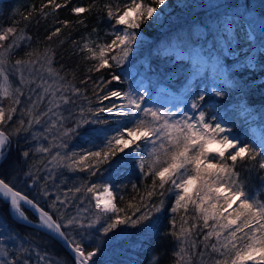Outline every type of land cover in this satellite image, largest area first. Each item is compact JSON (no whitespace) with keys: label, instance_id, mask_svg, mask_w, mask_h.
<instances>
[{"label":"trees","instance_id":"1","mask_svg":"<svg viewBox=\"0 0 264 264\" xmlns=\"http://www.w3.org/2000/svg\"><path fill=\"white\" fill-rule=\"evenodd\" d=\"M57 2L63 3L64 0ZM126 2L128 0H72L67 7L55 11L51 7L45 8L44 12L47 16L44 17L39 14V9L42 4L47 3V0H0V29L14 26L18 30H23L25 36L31 37L30 40L23 41L22 46L14 51L9 57V63L16 59H27L25 53L32 49L43 52L45 48H49L55 54L52 66L59 70L60 75L65 76V80L61 83L70 82L80 89L78 95H73L71 91L67 93L74 103L68 104L71 108L69 113H66L67 116L65 115L66 126L75 125V121L80 118L81 108L85 110V116L92 120L97 117H93L87 111L89 108L95 111L101 107L116 105L112 114L99 113V123L85 125L87 133L81 129L79 135L64 137L62 135L64 130H52L57 137L51 140V131L32 128L31 133H43V135H38L35 140L30 132H22L18 136L11 137V142L6 148L11 166L5 165L4 169H0V179L9 182L30 199H34L58 222H60L58 216L50 207L52 183H55L56 190L62 196L65 197L64 194L68 193L67 202L74 199L77 206L88 205L94 219L97 210L93 202L89 203L91 194L83 191L84 186L111 185L118 207H125L133 197L136 198L134 203L139 202L140 197L145 196L146 191L152 188V177H146L139 168V161L149 158L148 153L153 147L151 142L138 141V151L134 150L135 145H133L123 153H119L110 163L101 165L98 170H69L67 167L57 165L52 175L46 165L48 155L36 151L38 147H47L44 143L55 144L50 148L51 155L56 154L57 151L61 155L73 151L77 153L95 151L105 142V137L115 135L117 129L131 127L136 119L151 120V116H146L142 111L129 116L115 115L120 111L130 110L127 107L123 109L120 107L127 105L126 99L112 97L101 102V97L112 90L131 91L137 97L143 95L141 107L152 109L162 115L167 113L170 122L182 119L185 112L195 117L203 110L208 114L209 120L215 116L217 122H222L232 129V136L251 143L258 151L261 150L259 145L264 142V84L261 83L264 72L256 68L254 83L243 89L237 85L241 69L249 62L248 56L255 55L260 59L257 49L260 47V41L264 40V29L261 27V20L264 18V0H166V4L158 8L153 20L142 24L141 28L136 30L137 42L133 44L131 54L121 66L106 68L100 72L89 71L96 61L86 59L88 54L80 51L81 46L85 42L90 44L110 42L113 38L111 33L114 21L108 19L103 6L111 4L113 7L116 5L122 7ZM93 4L95 7L91 12L79 16L71 11L73 6L88 7ZM246 4L249 7L246 8ZM33 8L36 11H33ZM29 13H32L31 19L25 20L23 17ZM77 20H83L84 23L79 24ZM17 21L19 23H15ZM61 21L71 23L66 27L60 23ZM56 28L61 29L60 33L48 40L47 37ZM116 28L122 29L123 26ZM249 33L255 41V46L251 50L248 47L250 42L246 39ZM223 40L227 42V49L223 45ZM176 46L186 54L175 52ZM196 51L203 58L201 62L192 56ZM212 61L223 67L222 78L211 67ZM112 74L119 75L121 80L106 83L111 80ZM225 76L229 83L225 82ZM247 79L248 76L243 75V80ZM243 80L240 82L242 83ZM10 83L13 86L11 81ZM213 89L223 91L225 95L218 97ZM197 92L205 95V101L201 102L200 109L194 111L191 103ZM21 100L25 102L24 95L21 96ZM8 104L9 101L5 99L3 106L7 107ZM25 104L26 102L18 105L13 121L6 123L5 128L8 131L15 126V121L22 118L26 121L29 119L28 116L21 115ZM62 142H66L68 147H58ZM23 151H29L30 156L24 158L21 155ZM236 170L246 179L250 191L255 192L264 185V181L261 180L264 171L257 168L256 171L250 172L247 163L243 165L238 163ZM29 171L35 180L25 175ZM92 171L96 174L92 175ZM133 185H136V190L133 189ZM77 187L82 188L81 193H75ZM69 189L73 191L69 192ZM44 191L48 192L46 197ZM161 191L163 196L160 195ZM177 191L169 182L165 185V189L157 188L156 195L151 198L145 196V207L141 208V212L150 210L151 206L158 204L160 200L164 201V209L153 213L150 228L145 227L149 223L147 221L145 225L136 228L121 225L108 237H103L96 230L100 227L99 224L96 228L77 226L73 234H69L67 228L62 230L70 240L81 241L86 251L92 250L95 246L88 239L90 235L107 240V244L102 245L103 255L98 254L93 258L96 264H148V259L153 253L160 251L165 253L161 264H171L174 260L173 249L177 247L176 242L171 239L161 241L160 235L169 227L168 220L173 216L171 207L175 204ZM121 197L123 200L120 199ZM23 210L28 220L38 222L37 217L28 207L23 205ZM182 215H184L183 210L176 214L177 227L180 225ZM103 222L102 220L101 223ZM161 223L164 227H160ZM194 224L198 227L192 229L190 241L195 242L196 247L190 248V251L198 254L205 252L204 235L208 229L203 228L202 220L197 218V214L190 206L188 226ZM0 232L5 237L0 247H8L9 259L12 258L16 248L23 245L30 248V253L24 254L30 264H44L43 261H39L37 253L46 254L49 260H56L58 264H75L74 256L57 240L38 229L16 221L11 216L9 201L6 203L2 194H0ZM211 242L214 243L215 239L213 238ZM212 255L216 256V254ZM0 259L3 257L0 256ZM203 260L206 264H212V259L207 254ZM192 264H201V257L193 255Z\"/></svg>","mask_w":264,"mask_h":264},{"label":"snow or ice","instance_id":"2","mask_svg":"<svg viewBox=\"0 0 264 264\" xmlns=\"http://www.w3.org/2000/svg\"><path fill=\"white\" fill-rule=\"evenodd\" d=\"M71 2L72 0H64L63 3H58L57 0H47V3L42 4L39 9V14L46 17L45 8L51 7L55 11L67 7ZM165 4L166 0H150V2L128 0L122 7L105 4L103 8L108 19L114 21L111 33L113 38L110 42L103 44L83 43L80 51L88 54L85 58L96 61L89 71L100 72L106 68L121 66L131 54L133 44L137 42L136 30L140 29L142 24H147L148 21L153 20L158 8ZM93 7L95 4L88 7L73 6L71 11L79 16L85 12H91ZM245 7L247 8L249 5L246 4ZM33 11L36 9L33 8ZM31 15L32 13H29L23 18L30 20ZM76 22L84 23L83 20ZM60 23L67 27L71 22L61 21ZM116 26H123V28L118 29ZM261 27L264 29V24ZM60 31V28H56L47 39L51 40ZM10 37H12L11 41L5 44ZM30 39L31 37L24 35L23 30H18L14 26L0 29V169H4L5 165L11 166L6 148L13 135L18 136L22 132L31 133L34 125L48 124L49 122L45 121L44 118L49 117V114L56 119L50 121L45 132L55 128L58 122L63 128L62 122L67 118L57 109L60 108L61 103H74L71 97L64 93L71 91L73 95L80 94V89L70 82L61 83L65 80V76L60 75L59 70L52 66L55 54L49 48H45L43 52H40L39 49H32L25 53L27 59H16L12 62L11 74L19 77V85L12 86L7 67L9 57L22 46L23 41ZM246 39L250 42L248 44L249 50L253 49L255 41L252 34L249 33ZM257 51L260 59H257L255 55L248 56L249 62L241 69V74L237 80V85L241 89L255 82L254 69L259 68L261 72H264V40L260 41V47ZM233 54L235 55V52ZM36 65H39V68H36ZM25 72L28 73L27 76ZM41 72H46L48 78L40 75ZM243 75H247L248 79L243 80ZM48 79H51L52 83H49ZM120 80L119 75L112 74L111 80L106 83L119 82ZM241 80H243L242 83ZM225 82H230L226 76ZM81 83H87V81H81ZM261 83L264 84V77H261ZM32 84H35V88L40 91L36 92L34 97L31 95L28 97L24 111L21 113L22 116L26 115L29 119L26 121L22 118L15 121V126L11 128V131H8L5 128L6 123L13 121V116L18 111L17 106L25 103L21 100V96L24 95L22 86L29 87V91H34L30 87ZM213 90L218 97L225 95L223 91ZM112 97L126 99L127 105H120V107L122 109L127 107L130 110L128 112L120 111L115 115L129 116L142 111L146 116L150 115L151 120L136 119L131 127L125 126L117 129L115 135L106 136L105 142L95 151L84 153L73 151L66 155H61L57 151L52 156L51 162L67 167L69 170H98L101 165L110 163L119 153H123L133 145H135L134 150L138 151V141L151 142L153 147L148 153L149 158L139 161V168L144 172V175L152 177V188L146 191L145 196L151 198L156 195L157 188L163 190L169 182L174 189L178 190L175 196V204L171 207L173 216L168 220L169 227L160 235L161 241L171 239L176 242L177 247L173 249L174 260L171 261V264H192L193 255H199L201 264H206L203 260L205 254L212 259V264H264V185L255 192L250 191L246 179L242 178L236 170L238 163L242 165L247 163L250 172L256 171L257 168L264 171V142H261L259 145L261 150L258 151L251 143L232 136V129L226 127L222 122H217L215 116L209 120L208 114L203 110L199 111L198 116L195 117L189 116L185 112L182 119L170 122L167 113L162 115L152 109L142 108L143 95L137 97L131 91L112 90L101 97V102ZM5 99L9 101L7 107L3 106ZM45 101H47V108L43 110L41 106L45 104ZM204 101L205 95L203 93H195L191 108L194 111L200 109L201 102ZM114 107H116L115 104L111 107L98 108L95 111L89 108L87 111L93 117H97V119L92 120L85 116V110L81 108L80 118L75 121L73 127L64 128L62 135L64 137L79 135L81 129L87 133V129L84 128L85 125L99 123V113L112 114ZM31 134L34 140L38 138V135H43V133ZM154 137L155 139H153ZM58 147L67 148L68 145L66 142H62ZM36 151L49 153L50 148L41 146L36 148ZM21 155L28 158L30 153L23 151ZM86 161L88 163H85ZM146 166L147 171H145ZM95 174V171H92V175ZM25 175L35 180L31 171ZM261 180L264 181V177H261ZM133 189L136 190V185H133ZM171 190L169 189V191ZM71 191L73 190L69 189V192ZM74 191L81 193L82 188L77 187ZM83 191L91 194L89 203L95 201L94 208L97 210L95 219L85 225L73 216L68 218L66 223H61L53 219V216L34 199H30L21 191L16 190L9 182L0 179V194L6 203L10 201L11 210L19 218L28 221L23 205H29L34 209L39 214L40 226L67 242L75 253V264H96L93 258L97 257L98 254L103 255L102 245H106L107 240H101L99 236L90 235L88 239L95 246L92 247V250L86 251L83 243L70 240L62 230L63 228L74 224L81 228L85 226L96 228V225L99 224L100 227L96 230L103 237H108L121 225H130L132 228H136L145 225L147 221L149 223L145 227L146 229L150 228L152 227L150 222L153 213L161 212L164 209V201L160 200L158 204H153L150 210L141 212V208L145 207V196H141L139 202L136 203L133 202L136 200L133 197L125 207H118L115 203L116 196L113 188L109 184L84 186ZM44 195L47 196L48 192L44 191ZM64 195L67 197L68 193ZM160 195L163 196V191L160 192ZM120 199L123 200V197ZM57 201L62 205L66 203V200H61L60 196L57 195L50 207L55 208ZM190 206L197 214V218L202 220L203 228L208 229L204 235L205 252L198 254L190 251V248L196 247L195 242L190 241L191 232L192 229L198 227L195 224L191 227L188 226ZM181 210H183L184 215L180 217V225L177 227L176 214H179ZM84 211H88V209H84ZM63 219L64 216L61 214L60 220ZM102 220L103 223H101ZM160 227H164L163 223ZM213 238L215 239L214 243L211 242ZM4 240L5 237L0 232V244H3ZM89 246L91 247V245ZM25 253H30V248L21 245L16 248L12 258L9 259L8 247H0V256L3 257L0 259V264H30L29 259L24 255ZM212 254H216V256ZM37 255L39 261H43L44 264H58L56 260H49L46 254L37 253ZM164 255L163 251L154 252L148 259V264H161Z\"/></svg>","mask_w":264,"mask_h":264},{"label":"rangeland","instance_id":"3","mask_svg":"<svg viewBox=\"0 0 264 264\" xmlns=\"http://www.w3.org/2000/svg\"><path fill=\"white\" fill-rule=\"evenodd\" d=\"M255 20H256V18H255ZM257 20H258V18H257ZM261 23L262 24H264V19H262L261 20ZM11 39H12V37H10L9 38V41H7V42H5V44H7L8 42H10L11 41ZM223 45H224V47H225V49H227V42L225 41V40H223ZM174 51L175 52H177L178 54L180 53V54H186L180 47H178V46H176L175 48H174ZM193 58L195 59V60H199V62H201L202 61V56L200 55V53L199 52H194L193 53ZM203 62H205L204 60H203ZM202 64H204V63H202ZM7 67H8V69H9V72H10V74H9V81H11L12 83H13V87H16V86H18L19 85V77H18V75H12L11 74V67H12V63H9L8 65H7ZM36 68H39V65H36L35 66ZM211 67L215 70V71H217L218 72V76L219 77H223V74H222V72H223V67L221 66V65H219L216 61H212L211 62ZM25 75L27 76L28 75V73L27 72H25ZM40 75H42V76H44L45 78H48V74L46 73V72H41L40 73ZM37 82H39L38 80H37ZM48 82L49 83H52V80L51 79H48ZM23 87V92H24V97H25V102H27L28 101V97L31 95V96H35V94H36V92H38V91H40L39 89H36L35 88V84H32L30 87L32 88V89H34V91H29V87H26V86H22ZM68 92H65L64 94L66 95ZM69 94V93H68ZM67 94V95H68ZM42 107V109L43 110H46V108H47V101H45V104L44 105H42L41 106ZM70 106L68 105V104H63V103H61V106H60V108L59 109H57V111L59 112V113H61L64 117H65V115H66V113L68 112L69 113V111H70ZM65 109H67L66 110V112H65ZM67 116V115H66ZM54 119H56L55 117H53L51 114H49V117H45L44 118V120L45 121H48L49 123L48 124H45V123H42L41 125H34L33 126V130H45V128L46 127H48L49 126V124H50V121L51 120H54ZM63 123V125H64V127L62 128V127H60V122H58L57 123V126L55 127V128H52L51 129V140H54L56 137H57V134L54 132V131H52V130H64V128H68V126H66L65 124H64V121L62 122ZM52 142V141H51ZM50 143V142H49ZM44 145H46L47 147H49V148H51V147H53L55 144L54 143H51L50 145H48V144H46V143H44ZM43 155H48V159H47V161H46V165H48V169L49 170H51V175L55 172V169H56V166H57V164L56 163H54V162H51V160H52V156H53V154L51 155V153L49 152V153H43ZM55 155V154H54ZM47 175H48V173H46ZM52 178V177H51ZM52 183V182H51ZM55 183H52L51 184V204H52V202L53 201H55L56 200V196L57 195H59L60 196V199L61 200H66V203L65 204H60L59 203V201H57L56 202V207L55 208H52L51 207V210L58 216V218H59V220H60V216H61V214H63V216H64V219L63 220H60V222L61 223H66V221H67V219L68 218H71V217H73V216H75V217H77V219L78 220H81L85 225H87L90 221H92L94 218L91 216V213L89 212V206L88 205H86V204H83V205H81V206H77V204L76 203H74V199L72 200V199H70L69 200V202H67V199H66V197H64V196H62L59 192H58V190H56V188H55ZM44 197H46V196H44ZM93 203V206H94V203H95V201H92ZM25 205V204H24ZM61 205V206H60ZM26 206V205H25ZM84 209H88V211H84ZM75 227H77V225H72V226H70V227H67V232L69 233V234H73V232H74V228ZM79 228H81V227H79Z\"/></svg>","mask_w":264,"mask_h":264},{"label":"water","instance_id":"4","mask_svg":"<svg viewBox=\"0 0 264 264\" xmlns=\"http://www.w3.org/2000/svg\"><path fill=\"white\" fill-rule=\"evenodd\" d=\"M28 207V206H27ZM32 212H33V214L37 217V219H38V222H33V221H31V223H29V221L30 220H28V221H25V220H23V219H21V218H19L16 214H15V212H13L12 210H11V208H10V201H9V210H10V213H11V216L16 220V221H18V222H20V223H23V224H26V225H28V226H30V227H33V228H35V229H38V230H40V231H42V232H44V233H46V234H48L49 236H51L52 238H54L55 240H57L69 253H71L73 256H74V258H75V253L72 251V249L68 246V244H67V242L64 240V239H62V238H60L59 236H56L55 234H53V233H50L49 232V230H47V229H45V228H43V227H41L40 226V224H39V217H38V215L30 208V207H28Z\"/></svg>","mask_w":264,"mask_h":264},{"label":"bare ground","instance_id":"5","mask_svg":"<svg viewBox=\"0 0 264 264\" xmlns=\"http://www.w3.org/2000/svg\"><path fill=\"white\" fill-rule=\"evenodd\" d=\"M26 205V204H25ZM26 206H28V207H30L29 205H26ZM31 208V207H30ZM32 209V208H31ZM34 212H35V210L34 209H32ZM36 213V212H35ZM37 215H38V217H39V214L38 213H36Z\"/></svg>","mask_w":264,"mask_h":264}]
</instances>
